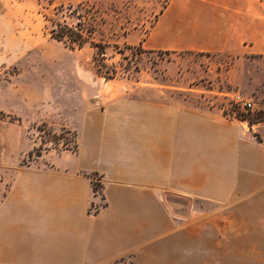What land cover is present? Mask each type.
Masks as SVG:
<instances>
[{"label":"crops","instance_id":"obj_1","mask_svg":"<svg viewBox=\"0 0 264 264\" xmlns=\"http://www.w3.org/2000/svg\"><path fill=\"white\" fill-rule=\"evenodd\" d=\"M142 46L225 54L231 86L264 88V0H172ZM197 100L87 115L77 154L23 171L0 202V264H264V124Z\"/></svg>","mask_w":264,"mask_h":264},{"label":"rangeland","instance_id":"obj_2","mask_svg":"<svg viewBox=\"0 0 264 264\" xmlns=\"http://www.w3.org/2000/svg\"><path fill=\"white\" fill-rule=\"evenodd\" d=\"M171 1L0 0V202L23 171L76 155L87 115H106L120 101L194 96L224 118L234 111L225 97L234 89L264 111V88L229 84L227 55L143 48ZM53 22L80 29L86 43L69 48L52 39ZM243 119L263 122L264 112ZM91 184L99 197L96 177Z\"/></svg>","mask_w":264,"mask_h":264},{"label":"built area","instance_id":"obj_3","mask_svg":"<svg viewBox=\"0 0 264 264\" xmlns=\"http://www.w3.org/2000/svg\"><path fill=\"white\" fill-rule=\"evenodd\" d=\"M230 104L233 106L234 111L232 114H224V118L231 123L239 124L244 127L264 124L262 122L249 123L248 120L243 119L245 114H254L256 112H264L263 109L257 108V103L254 98L248 97L238 90H230L225 94ZM94 181V180H93ZM96 195L98 192H95Z\"/></svg>","mask_w":264,"mask_h":264},{"label":"trees","instance_id":"obj_4","mask_svg":"<svg viewBox=\"0 0 264 264\" xmlns=\"http://www.w3.org/2000/svg\"><path fill=\"white\" fill-rule=\"evenodd\" d=\"M50 35L52 39L65 44L69 48L76 47L80 49L86 43V39L80 29L61 25L59 23L53 22Z\"/></svg>","mask_w":264,"mask_h":264}]
</instances>
